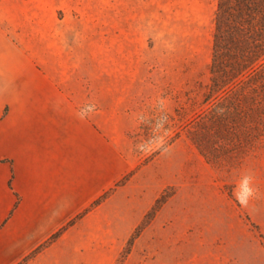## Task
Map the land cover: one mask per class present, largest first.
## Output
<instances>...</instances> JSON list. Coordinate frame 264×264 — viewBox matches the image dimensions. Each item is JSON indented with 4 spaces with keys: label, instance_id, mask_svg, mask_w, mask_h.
<instances>
[{
    "label": "rangeland",
    "instance_id": "obj_1",
    "mask_svg": "<svg viewBox=\"0 0 264 264\" xmlns=\"http://www.w3.org/2000/svg\"><path fill=\"white\" fill-rule=\"evenodd\" d=\"M218 1L0 0V56L43 73L56 54L90 66L83 109L110 118L122 159L56 231L55 250L31 260L49 242L18 264H254L244 230L264 264V61L250 71L224 43L214 50ZM132 7L135 43L119 31ZM224 213L240 220L224 224Z\"/></svg>",
    "mask_w": 264,
    "mask_h": 264
},
{
    "label": "crops",
    "instance_id": "obj_2",
    "mask_svg": "<svg viewBox=\"0 0 264 264\" xmlns=\"http://www.w3.org/2000/svg\"><path fill=\"white\" fill-rule=\"evenodd\" d=\"M139 23L132 7V17L120 26L123 40L137 42ZM64 58L56 54V67L43 73L28 71L19 58L0 56V264H18L34 253L108 187L113 165L122 163L110 152V118H92L83 109L93 103L92 68L79 69L71 55ZM154 88L163 93L164 86ZM249 215L253 219L250 210ZM257 219L262 229L264 215ZM221 220L228 224L240 216L224 213ZM240 233L239 246L259 264L253 260L258 244L245 230ZM56 244L31 260L50 255Z\"/></svg>",
    "mask_w": 264,
    "mask_h": 264
},
{
    "label": "trees",
    "instance_id": "obj_3",
    "mask_svg": "<svg viewBox=\"0 0 264 264\" xmlns=\"http://www.w3.org/2000/svg\"><path fill=\"white\" fill-rule=\"evenodd\" d=\"M215 25L214 50L224 43L234 59L242 60L235 66L255 71L264 61V0H219ZM55 239L56 233L37 250Z\"/></svg>",
    "mask_w": 264,
    "mask_h": 264
}]
</instances>
